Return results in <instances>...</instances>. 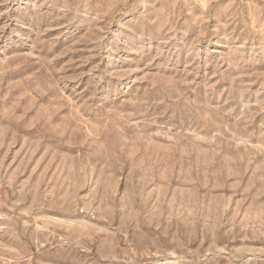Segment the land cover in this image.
Here are the masks:
<instances>
[{"label": "rangeland", "instance_id": "374dc122", "mask_svg": "<svg viewBox=\"0 0 264 264\" xmlns=\"http://www.w3.org/2000/svg\"><path fill=\"white\" fill-rule=\"evenodd\" d=\"M0 264H264V0H0Z\"/></svg>", "mask_w": 264, "mask_h": 264}]
</instances>
